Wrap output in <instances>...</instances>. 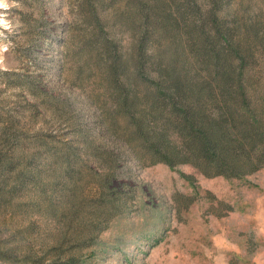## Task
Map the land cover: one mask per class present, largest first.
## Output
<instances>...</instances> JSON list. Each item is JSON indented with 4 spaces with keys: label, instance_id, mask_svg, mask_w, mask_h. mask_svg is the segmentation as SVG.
Wrapping results in <instances>:
<instances>
[{
    "label": "rangeland",
    "instance_id": "1",
    "mask_svg": "<svg viewBox=\"0 0 264 264\" xmlns=\"http://www.w3.org/2000/svg\"><path fill=\"white\" fill-rule=\"evenodd\" d=\"M5 2L0 264H264V166L212 40L264 121V0Z\"/></svg>",
    "mask_w": 264,
    "mask_h": 264
},
{
    "label": "trees",
    "instance_id": "2",
    "mask_svg": "<svg viewBox=\"0 0 264 264\" xmlns=\"http://www.w3.org/2000/svg\"><path fill=\"white\" fill-rule=\"evenodd\" d=\"M214 22L217 24V19ZM257 35H259L258 32ZM214 37L212 38L214 43H223L222 49L215 52L214 77L217 82H223L231 86L232 90L230 93L235 101V110L242 125L241 130L238 132L236 130L239 126L235 123V130L231 131L249 141L250 149L248 148L247 155L251 157L252 168L257 169L264 166V121L252 103L251 97L254 94L247 85L251 78L248 70L249 60L247 55L242 52L241 47L234 43L230 33L225 29L216 25ZM224 51L229 53L224 54ZM223 57L230 63L226 72L224 71L225 65L222 62ZM199 140H201L200 137Z\"/></svg>",
    "mask_w": 264,
    "mask_h": 264
},
{
    "label": "clouds",
    "instance_id": "3",
    "mask_svg": "<svg viewBox=\"0 0 264 264\" xmlns=\"http://www.w3.org/2000/svg\"><path fill=\"white\" fill-rule=\"evenodd\" d=\"M8 7L7 3L5 2V0H0V8H6ZM0 25H3L4 27H7L6 22L4 21V19L2 17H0Z\"/></svg>",
    "mask_w": 264,
    "mask_h": 264
}]
</instances>
